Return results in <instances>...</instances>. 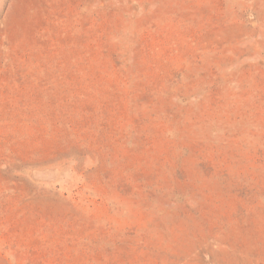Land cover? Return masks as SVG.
<instances>
[{
	"label": "rangeland",
	"instance_id": "obj_1",
	"mask_svg": "<svg viewBox=\"0 0 264 264\" xmlns=\"http://www.w3.org/2000/svg\"><path fill=\"white\" fill-rule=\"evenodd\" d=\"M0 264H264V0H0Z\"/></svg>",
	"mask_w": 264,
	"mask_h": 264
}]
</instances>
